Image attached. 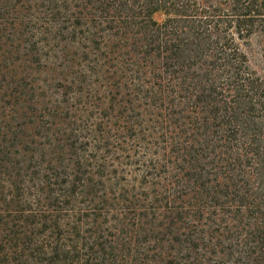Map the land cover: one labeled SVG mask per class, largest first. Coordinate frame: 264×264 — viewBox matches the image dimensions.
<instances>
[{
  "label": "trees",
  "instance_id": "trees-1",
  "mask_svg": "<svg viewBox=\"0 0 264 264\" xmlns=\"http://www.w3.org/2000/svg\"><path fill=\"white\" fill-rule=\"evenodd\" d=\"M0 264H264V0H0Z\"/></svg>",
  "mask_w": 264,
  "mask_h": 264
},
{
  "label": "rangeland",
  "instance_id": "rangeland-1",
  "mask_svg": "<svg viewBox=\"0 0 264 264\" xmlns=\"http://www.w3.org/2000/svg\"><path fill=\"white\" fill-rule=\"evenodd\" d=\"M255 62V61H254ZM256 63V62H255Z\"/></svg>",
  "mask_w": 264,
  "mask_h": 264
}]
</instances>
